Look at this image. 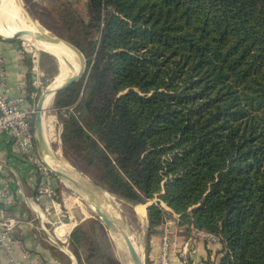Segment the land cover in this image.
I'll return each instance as SVG.
<instances>
[{
    "label": "trees",
    "instance_id": "obj_1",
    "mask_svg": "<svg viewBox=\"0 0 264 264\" xmlns=\"http://www.w3.org/2000/svg\"><path fill=\"white\" fill-rule=\"evenodd\" d=\"M47 3L86 62L54 95L65 155L128 204L158 198L148 231L163 202L219 239L217 264H264V0Z\"/></svg>",
    "mask_w": 264,
    "mask_h": 264
},
{
    "label": "rangeland",
    "instance_id": "obj_2",
    "mask_svg": "<svg viewBox=\"0 0 264 264\" xmlns=\"http://www.w3.org/2000/svg\"><path fill=\"white\" fill-rule=\"evenodd\" d=\"M22 2L24 8L23 12L25 13V15L27 14L26 16L29 20L42 27L46 31L52 33L54 36L74 45L69 37L77 36V31L69 30V28L66 27L67 25L65 26L64 22L58 19V17L52 11V7L47 3V0H45L44 3H42L41 0H22ZM75 39L78 40V38ZM82 42L83 41H80V44H82ZM12 44H14L22 52L24 59H26L30 63L28 66L29 69L27 78L30 81V86L34 87L40 92L39 95L34 90L27 93L28 98L30 99L29 103L31 104V109H33L34 111L40 95L56 76L58 72V63L55 59L54 61L55 64L57 63V70L55 69L56 72H54V70L52 69V59L42 55L46 52L37 51L31 45V43L24 40L22 37L12 40ZM25 63L27 64V62ZM34 66H36V73L32 71ZM33 81L35 84H33ZM42 116L43 131L45 137L51 135L52 133L54 139H56V142H53L51 144L52 151L55 154L57 153L59 157L65 158L71 168H74L76 171L82 173L86 178H88V180L102 187V184L98 181L96 173H94L90 168L78 164L77 162L79 161H77L74 157L65 155V151H63L60 139L64 111L61 109L59 110L54 106V95L52 97L51 103L48 106L44 107ZM33 119L34 114L32 115L31 119L32 133ZM109 194L112 197V203L115 206L116 210H118L121 219L125 218V225L128 235L131 238L133 245L135 244L134 246H138L135 248L137 249V252L141 257L143 264H147L146 258L150 250V241L152 240L153 244L158 245L160 238L161 244V235L163 234V229L165 227H159L160 225H158L148 231L147 206L152 203L158 202V198L154 197L153 199L147 200L143 204H138L143 206L144 213H141L135 208L136 205L126 203L123 200H120L117 197L113 196L110 192ZM56 196V200L59 204V206H57V210L59 211V215L62 221L54 224L52 222V224L47 225L46 233L54 236L53 231L55 230V228L62 226L63 224L70 223L71 225H73L74 223L72 230L68 233V236L65 238V240L63 242L57 240V242L69 255L74 264H120V259L117 257L118 255L116 246L111 238L110 231L104 226L102 221L96 217L94 211L87 203V199L80 198L84 196H82L68 182L59 178H57ZM159 205L162 207V209H164L165 212H167L163 224H165L166 222L172 224V226L167 225L170 230V234L168 235L171 243L170 249L180 248V246L182 247L183 243L190 236V229H187V225L181 222L178 214L173 213L163 202H159ZM71 221H73V223ZM94 221L97 223L94 224ZM79 225H82V230L85 233V240L81 241L78 248L80 262H78L73 255L72 248L69 243L71 232L75 227ZM175 230L180 231L176 232ZM173 231H175V234L178 235L177 238L171 239V236H174L172 235ZM47 234L45 235L47 236ZM50 244L53 245L52 243ZM179 244L181 245L179 246Z\"/></svg>",
    "mask_w": 264,
    "mask_h": 264
},
{
    "label": "crops",
    "instance_id": "obj_3",
    "mask_svg": "<svg viewBox=\"0 0 264 264\" xmlns=\"http://www.w3.org/2000/svg\"><path fill=\"white\" fill-rule=\"evenodd\" d=\"M0 51L5 62L8 89L13 96H17L19 82L23 81L26 93L24 103L31 107L27 100V85H30L27 78L29 65L25 63L27 60L12 41L0 39ZM39 179L35 168L24 162L20 154L13 150L9 136L6 133L0 134V188L8 192V198L0 200V221L1 223L10 222L12 226L11 251L5 252L0 249V264H74L57 242V240L63 242L68 234L64 240H60L55 230L54 236L46 233L47 225L62 221L57 210L59 206L56 200L57 180L54 179L51 187L44 191ZM167 225L172 226L166 222L159 227ZM175 231L171 239L177 238L178 234H175ZM150 243L147 264H158L160 238L158 245L153 244L152 240ZM218 244L197 241L194 245L195 251H189L185 255L180 253L181 244H179L180 248L170 249V262L171 264H204L203 262L217 264L221 249V245Z\"/></svg>",
    "mask_w": 264,
    "mask_h": 264
},
{
    "label": "built area",
    "instance_id": "obj_4",
    "mask_svg": "<svg viewBox=\"0 0 264 264\" xmlns=\"http://www.w3.org/2000/svg\"><path fill=\"white\" fill-rule=\"evenodd\" d=\"M32 71L36 73V66H34ZM33 84H35L34 81ZM18 90L19 94L13 96L7 87L5 62L3 54L0 51V134L6 133L9 136L13 150L20 154L24 162L35 168L40 178L41 187L44 191H47L51 187L54 178L35 152L34 137L30 127L34 111L24 103L26 93L23 81L19 82ZM7 198L8 192L0 188V200ZM11 228L10 222L1 223L0 221V249L5 252L11 251ZM186 228L190 229V236L181 247L180 253L182 255H185L189 251L194 252V245L197 241L207 244L219 243V239L216 236L206 231L195 229L192 226H186ZM169 234L170 230L165 226L161 235L158 264H171L169 258L171 245Z\"/></svg>",
    "mask_w": 264,
    "mask_h": 264
},
{
    "label": "bare ground",
    "instance_id": "obj_5",
    "mask_svg": "<svg viewBox=\"0 0 264 264\" xmlns=\"http://www.w3.org/2000/svg\"><path fill=\"white\" fill-rule=\"evenodd\" d=\"M26 15L23 12L22 8L20 7L18 0H0V36L4 38H9L20 30H27L31 32L30 35L23 36L22 38L28 41L29 43H31V45L37 51L46 52L51 56H53L58 63V72L56 76L53 78V80L50 82V84L47 86L49 90H53L54 88L60 86L65 81V79H67L71 75L77 74L82 68L81 62L75 51L69 48L64 40L54 36L52 33L36 25L31 20H29ZM36 33H42L56 37L58 39L57 43H51L44 40H39L35 37ZM60 54L66 58V62H64L61 59ZM52 97H53L52 94L47 96L43 105L44 107L48 106L51 103ZM45 138H46L45 140H46L47 152L45 154L44 161L46 162V164L49 165L50 167L66 166L65 162L56 159V156H58V154L57 153L55 154L51 149V144L53 142H56V139H54L52 133L51 135L46 136ZM69 169H71V172L75 174V170H73L72 168ZM80 198L86 199L85 197H80ZM97 199L99 202L98 203L99 207L102 209L103 212H105V214H107V216H109V218H111L115 223L122 222L118 210H116L115 206L112 203V197L109 194V192L108 193L104 191L101 192L100 194L97 195ZM90 208L93 210V206L90 205ZM135 208L137 209V211L144 213V209L142 205H136ZM72 226L73 225L71 224H69L68 226L66 225L59 226L57 229H55L56 236H58L60 240H64L65 236L68 234L69 229ZM125 232L128 235V232L126 230ZM110 235L116 246V251L118 255L117 257L120 259V261H122L124 258L126 259L125 263L131 264L130 256L126 244L123 240V237L116 236L112 232H110ZM120 254H122L123 256L122 259L120 257Z\"/></svg>",
    "mask_w": 264,
    "mask_h": 264
},
{
    "label": "water",
    "instance_id": "obj_6",
    "mask_svg": "<svg viewBox=\"0 0 264 264\" xmlns=\"http://www.w3.org/2000/svg\"><path fill=\"white\" fill-rule=\"evenodd\" d=\"M18 2H19L20 7L22 8V10L24 11L22 0H18ZM30 34H31V32H29L27 30H20V31L16 32L12 37L4 38V37L0 36V39L12 41L14 39L21 38L23 36L30 35ZM35 37L39 40H44V41L51 42V43H57V40H58L56 37H53V36H50L47 34H42V33H36ZM65 43L69 48H71L72 50L75 51V53L77 54V56L81 62L82 68L77 74L71 75L70 77L65 79V81L60 86L54 88L53 90H49L48 88H46L42 92V94L40 95V97L37 101L35 110H34V119H33V133H34L35 152H36L37 156L45 164V166L47 167L48 171L50 172V174L52 176H54L55 178H59L61 180H64V181L68 182L71 186H73L74 189H76L82 196H84L87 199V203L89 205L93 206V211H94L96 217L102 221L104 226L110 232L115 234L116 236H122L123 237V240L126 244V247H127V250H128L129 256H130L131 264H143L141 257L139 255V253L137 252V249L133 245V242L129 238V235H127V233L125 232V230L127 231L126 225H125V218H122L121 223H115L99 207L97 195L103 191L108 193V191L106 189H104L103 187H101V186L91 182L90 180H88V178H86L82 173L76 171L74 168H72L73 170H75V174H73L71 172V169H69V168H71V166L66 161V159L63 157L56 156V159H59V160H62L63 162H65L66 166L50 167L44 161V157H45V154L47 152L45 134L43 131V116H42L43 112H44V106H43L44 102H45L48 95H50V94L55 95V93H57L58 91L66 88L67 86H69L73 82L78 81L81 78V76L83 75V73L85 71V66H86L85 58H84L83 54L79 51V49H77L74 45H72L69 42L65 41ZM60 56H61V59L64 62H66V58L61 54H60ZM120 257L122 259V257H123L122 254H120ZM125 261H126V259L123 258V260L120 261V264H127V263H125Z\"/></svg>",
    "mask_w": 264,
    "mask_h": 264
}]
</instances>
